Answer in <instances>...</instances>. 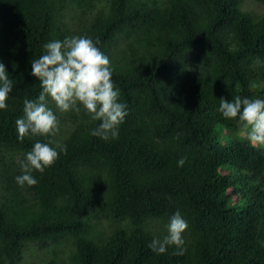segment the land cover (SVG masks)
<instances>
[{
    "label": "trees",
    "instance_id": "1",
    "mask_svg": "<svg viewBox=\"0 0 264 264\" xmlns=\"http://www.w3.org/2000/svg\"><path fill=\"white\" fill-rule=\"evenodd\" d=\"M30 244L264 264V0H0V264Z\"/></svg>",
    "mask_w": 264,
    "mask_h": 264
},
{
    "label": "rangeland",
    "instance_id": "2",
    "mask_svg": "<svg viewBox=\"0 0 264 264\" xmlns=\"http://www.w3.org/2000/svg\"><path fill=\"white\" fill-rule=\"evenodd\" d=\"M244 8L252 9L256 11H261L262 9L261 6H259L258 4L252 1H247ZM65 89L67 91L71 90V88L68 86H66ZM252 145L255 146V142H253ZM237 197H238L237 195H233L232 200H235ZM44 252L45 249H39L34 244H30L28 248L25 249L23 252V256H24L23 260L22 261L20 260L17 264H42L43 260L45 263L47 261V258L45 259Z\"/></svg>",
    "mask_w": 264,
    "mask_h": 264
},
{
    "label": "clouds",
    "instance_id": "3",
    "mask_svg": "<svg viewBox=\"0 0 264 264\" xmlns=\"http://www.w3.org/2000/svg\"><path fill=\"white\" fill-rule=\"evenodd\" d=\"M46 259V258H45ZM44 261V260H43Z\"/></svg>",
    "mask_w": 264,
    "mask_h": 264
}]
</instances>
